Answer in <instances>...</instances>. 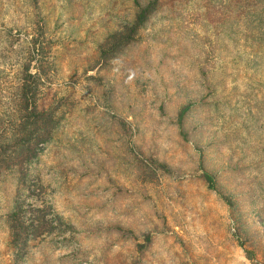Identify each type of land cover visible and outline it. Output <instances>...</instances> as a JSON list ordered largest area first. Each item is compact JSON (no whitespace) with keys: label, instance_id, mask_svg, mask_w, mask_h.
<instances>
[{"label":"rangeland","instance_id":"1","mask_svg":"<svg viewBox=\"0 0 264 264\" xmlns=\"http://www.w3.org/2000/svg\"><path fill=\"white\" fill-rule=\"evenodd\" d=\"M26 80L0 264H264V0H0L7 140Z\"/></svg>","mask_w":264,"mask_h":264},{"label":"trees","instance_id":"2","mask_svg":"<svg viewBox=\"0 0 264 264\" xmlns=\"http://www.w3.org/2000/svg\"><path fill=\"white\" fill-rule=\"evenodd\" d=\"M134 5L137 10V14L134 18V24L132 26V31H138L142 25L145 24L147 18L152 14L153 8L149 6V4L144 7H141L140 3L134 1ZM32 78V77H28ZM27 80L24 82L23 91L19 98H17V103L23 102L25 104L26 113L22 118H18L17 122H15V128L17 129L16 133H21L22 136L14 135L12 138H8L0 136V172L1 171H12L14 168H18L20 166H28L35 158V153L39 146L45 145L48 141V138H43L38 133L43 127V123L41 121H37L39 117H42L43 113H41L37 109V105L34 102L36 98V91L31 92L30 86L26 84ZM38 87V86H36ZM30 95V96H29ZM30 104V105H29ZM30 109V111H28ZM185 111V110H184ZM184 111H181L179 115V123L180 117L184 116ZM25 118V122L22 124L20 121ZM15 133V134H16ZM6 143H8L6 145ZM204 179L208 184L210 189L214 188V180L213 177L209 174L205 173ZM20 210V209H19ZM16 215H14L15 217ZM22 228L21 225L18 226L17 232ZM11 230L14 228L11 227Z\"/></svg>","mask_w":264,"mask_h":264}]
</instances>
